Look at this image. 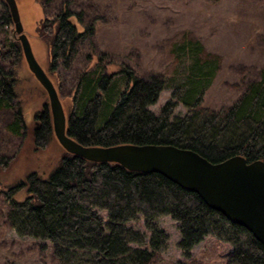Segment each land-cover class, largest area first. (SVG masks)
<instances>
[{"label":"trees","instance_id":"1","mask_svg":"<svg viewBox=\"0 0 264 264\" xmlns=\"http://www.w3.org/2000/svg\"><path fill=\"white\" fill-rule=\"evenodd\" d=\"M0 5L8 6L5 0ZM12 23L9 12L0 18V25ZM43 24L50 39L49 67L57 72L61 62L71 61L91 27H83L82 13L69 6L45 17ZM174 51L181 57L182 69L171 79H145L124 65L116 73H108L107 65L83 73L66 117L69 136L94 147L173 145L193 150L212 163L236 156L248 163L264 162V67L235 103L213 110L203 102L217 74L218 58L204 57V47L197 40L184 41ZM21 57L18 41L9 47L0 45L3 62L13 59L16 65ZM17 82L13 69L0 67V109L17 110L9 130L23 136L26 125ZM165 89L171 90V97L158 113L151 111L149 106ZM179 104L188 112L173 118ZM35 117L41 126L35 127L34 139L44 146L53 131L52 113L44 110ZM4 160L0 158V164L5 165ZM21 191L26 196L18 199ZM4 194L11 226L21 236L48 242L59 264H151L169 242L158 224L163 216L177 223L178 246L185 258L211 235L232 246L226 264H264V246L251 232L159 173L92 162L65 150L47 178L34 173L7 187ZM140 218L148 237L129 226Z\"/></svg>","mask_w":264,"mask_h":264},{"label":"rangeland","instance_id":"2","mask_svg":"<svg viewBox=\"0 0 264 264\" xmlns=\"http://www.w3.org/2000/svg\"><path fill=\"white\" fill-rule=\"evenodd\" d=\"M15 1L24 34L53 82L67 118L72 92L83 73L95 72L100 65H107L108 73H116L124 65L145 79L152 76L171 79L182 69L181 57L174 49L187 40L200 41L203 56L217 57L219 61L217 74L205 91L206 108L231 106L264 67V0ZM65 6L82 13L83 27L91 30L78 44L71 61L66 65L61 62L58 71L53 72L49 67L50 39L43 28V19ZM7 12L11 13L9 6L0 5V18ZM17 41L22 57L16 60V65L13 59L3 62L0 58V67L16 73V92L26 125L23 136L13 134L9 125L17 110L0 109V158L6 161L5 165L0 164V264H59L48 242L19 235L7 219L9 210L4 194L7 187L34 173L47 178L65 152L55 136L52 117L53 131L47 135V143L44 146L36 143L35 127L40 121L35 116L44 110L51 115L49 98L28 67L15 24L0 25V45L9 47ZM170 97L171 90H163L149 109L158 113ZM187 112L179 104L173 118L183 117ZM25 196V191L17 194L18 199ZM158 224L168 234L169 242L151 264H226L230 244L209 235L194 247L190 258H185L178 246L181 235L177 223L163 216ZM129 226L146 233L141 218Z\"/></svg>","mask_w":264,"mask_h":264},{"label":"water","instance_id":"3","mask_svg":"<svg viewBox=\"0 0 264 264\" xmlns=\"http://www.w3.org/2000/svg\"><path fill=\"white\" fill-rule=\"evenodd\" d=\"M10 8L23 53L30 71L46 90L54 133L69 153L92 162L117 163L130 171L159 173L197 193L212 209L245 227L264 246V162L248 163L236 156L212 163L197 152L173 145L85 146L67 132L66 115L58 92L37 61L15 0H5Z\"/></svg>","mask_w":264,"mask_h":264}]
</instances>
